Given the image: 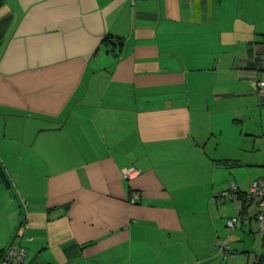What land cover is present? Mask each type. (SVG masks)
Listing matches in <instances>:
<instances>
[{"label": "crops", "instance_id": "obj_1", "mask_svg": "<svg viewBox=\"0 0 264 264\" xmlns=\"http://www.w3.org/2000/svg\"><path fill=\"white\" fill-rule=\"evenodd\" d=\"M263 78L264 0H0V260L234 264L219 195L264 148Z\"/></svg>", "mask_w": 264, "mask_h": 264}, {"label": "rangeland", "instance_id": "obj_2", "mask_svg": "<svg viewBox=\"0 0 264 264\" xmlns=\"http://www.w3.org/2000/svg\"><path fill=\"white\" fill-rule=\"evenodd\" d=\"M256 106L259 107V104H256ZM257 107L253 110L251 120L248 121V124H250L255 130L259 131V120L261 115L259 114V108ZM260 123L262 124V122ZM236 125L238 126L235 128L240 131L241 127L245 124L240 125L237 123ZM225 141L223 140L221 147L227 148L228 146ZM237 154L240 158L249 160L251 164L234 168L233 173H235V175H233V182L231 185H237L240 190L247 192L251 183L264 174V148H256L255 151H250L249 153L238 150ZM238 181H240V183H238ZM226 203L227 204H224V202H222L220 222L222 223L224 234L221 235L220 241L226 240L229 242L230 255L236 257L235 260L233 259L234 264H245L247 259L248 264H252L251 261L253 260V256H256L255 259L262 256L264 257V238L258 233L254 220L251 222V232L249 231V227H245V230H243V228L241 229L239 227V224H235L234 227H228L227 221L232 217H236L237 211L230 200H227ZM248 212L250 215H253L254 210L250 208ZM253 252H255V255L252 254Z\"/></svg>", "mask_w": 264, "mask_h": 264}, {"label": "built area", "instance_id": "obj_3", "mask_svg": "<svg viewBox=\"0 0 264 264\" xmlns=\"http://www.w3.org/2000/svg\"><path fill=\"white\" fill-rule=\"evenodd\" d=\"M253 87L257 93L260 95H264V78L258 79L253 82ZM138 175V170L134 168L124 169L122 171V176L125 179H130ZM237 191V187L232 184L231 191L229 193L230 197L235 200L237 216L232 217L227 221L228 227H234L237 223L238 219L242 217L243 220L248 221L249 217L245 213L246 211L243 208V205L252 206L254 208V221L256 223L257 231L260 235L264 237V175L262 177L254 180L249 190L241 197L238 198L235 194ZM131 201L134 202L137 200L138 195L136 193H132ZM220 198L226 196V193H221ZM218 251L223 257H227L230 255L229 252V243L224 241H217ZM27 258V250L22 247L19 242H12L8 246L7 250L3 254L0 264H22L25 262Z\"/></svg>", "mask_w": 264, "mask_h": 264}, {"label": "trees", "instance_id": "obj_4", "mask_svg": "<svg viewBox=\"0 0 264 264\" xmlns=\"http://www.w3.org/2000/svg\"><path fill=\"white\" fill-rule=\"evenodd\" d=\"M105 41H108V39L105 38ZM105 41H104V42H105ZM230 191H231V188L229 189V191H227V192H223V193H226V194H227V193H230ZM245 193H246V192H245ZM245 193H244V192L240 193V192L237 190L235 194L237 195L238 198H241ZM216 197H217V196H216ZM232 199H233V198H232ZM233 200H234V199H233ZM243 208H245V205H243ZM244 210H245V209H244Z\"/></svg>", "mask_w": 264, "mask_h": 264}]
</instances>
